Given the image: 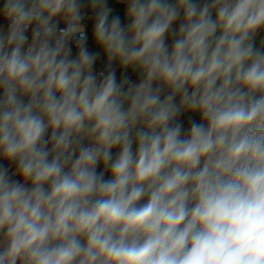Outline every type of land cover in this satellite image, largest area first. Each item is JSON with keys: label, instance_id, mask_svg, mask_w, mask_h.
Masks as SVG:
<instances>
[{"label": "clouds", "instance_id": "clouds-1", "mask_svg": "<svg viewBox=\"0 0 264 264\" xmlns=\"http://www.w3.org/2000/svg\"><path fill=\"white\" fill-rule=\"evenodd\" d=\"M0 264H264V0H0Z\"/></svg>", "mask_w": 264, "mask_h": 264}, {"label": "crops", "instance_id": "crops-1", "mask_svg": "<svg viewBox=\"0 0 264 264\" xmlns=\"http://www.w3.org/2000/svg\"><path fill=\"white\" fill-rule=\"evenodd\" d=\"M111 2H112V0H110V3H111ZM117 75H118V77H119V75H120L119 71H118Z\"/></svg>", "mask_w": 264, "mask_h": 264}, {"label": "built area", "instance_id": "built-area-1", "mask_svg": "<svg viewBox=\"0 0 264 264\" xmlns=\"http://www.w3.org/2000/svg\"><path fill=\"white\" fill-rule=\"evenodd\" d=\"M98 67H99V65H98ZM132 79H136V77L135 76H132Z\"/></svg>", "mask_w": 264, "mask_h": 264}]
</instances>
